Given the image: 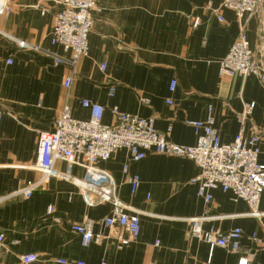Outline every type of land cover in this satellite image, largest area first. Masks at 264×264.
<instances>
[{
    "label": "crops",
    "instance_id": "obj_1",
    "mask_svg": "<svg viewBox=\"0 0 264 264\" xmlns=\"http://www.w3.org/2000/svg\"><path fill=\"white\" fill-rule=\"evenodd\" d=\"M7 3L12 12L0 17V196L42 181L43 175L31 168L38 160L40 135L53 131L65 107L77 120L90 119L85 100L105 109V125L115 123L116 107L153 118L169 142L186 147L197 143L186 121L209 116L223 144L232 143L242 127L246 138L260 132L259 163L264 165V87L254 76H222L219 66L242 31L264 65V10L240 20L222 7V0H99L88 56L79 60L73 75L67 64L71 53L50 42L59 6L53 0ZM72 75L67 88L65 79ZM248 103L255 107L244 120ZM98 167L112 176L127 212L140 216L137 241L119 248V238L128 234L104 225L112 204L89 205L77 187L51 177L30 199L16 197L0 205V264H23L20 257L28 254L37 255L34 264H238L247 256L249 264H264V250L252 240L264 241V196L259 217L249 215L245 201H234L220 189L206 203L192 183L199 167L170 155L151 152L136 162L128 151L117 150ZM55 170L80 178L85 174L65 161H57ZM128 176L140 178L135 194ZM195 218L205 219V231L240 229L241 251L212 250L193 238L189 220ZM88 220L101 238L85 247L73 226Z\"/></svg>",
    "mask_w": 264,
    "mask_h": 264
},
{
    "label": "built area",
    "instance_id": "obj_2",
    "mask_svg": "<svg viewBox=\"0 0 264 264\" xmlns=\"http://www.w3.org/2000/svg\"><path fill=\"white\" fill-rule=\"evenodd\" d=\"M53 1L59 6V12L50 34V42L51 45L59 46L71 53L67 64L74 75L79 60L88 56L89 35L95 23L94 13L101 10L99 0ZM222 7L233 11L238 19L243 20L264 10V0H222ZM10 12L12 7L7 0H0V17ZM198 25L199 20L196 19L194 27ZM19 46L23 48L26 44L20 42ZM35 49L40 50L37 47ZM7 63L11 65L13 60L8 59ZM219 66L222 76H254L264 87V65L257 61L245 31L241 32L229 53L219 61ZM105 69L106 65L103 64L101 70ZM73 75L65 79V87H70ZM176 86L177 82L172 81L171 92L175 91ZM113 92L112 89L111 96ZM144 103L148 101L144 100ZM83 107L90 110V119L77 120L72 117L69 107H65L53 131L40 135L38 160L31 168L43 175L42 181L56 177L74 185L89 205L112 204L113 213L104 220V225L108 228L123 229L128 234V238H119V248L139 239L141 222L140 216L128 213L127 207L117 198L115 183L110 173L98 167L99 163L108 161L117 150L128 151L132 160L136 162L145 159L151 152L189 159L200 169V174L192 183L198 185V195L206 203L212 201V192L220 189L225 193H231L234 201H245L251 209L249 215L254 217L263 215L259 210L260 201L264 196V165L259 163V155L262 152L259 148L260 132L246 138L242 127L232 143L223 144L214 119L209 116L205 121H186L187 125L194 128L197 137L195 146L186 147L169 142L156 130L153 118H140L120 112L114 107L112 113L116 117L115 123L105 125L103 123L105 109L102 106L85 100ZM254 107L253 103L245 104L244 120L251 115ZM57 161H65L83 168L84 176L80 178L56 171ZM127 170L125 166L124 172L127 173ZM42 181L28 183L8 195L0 196V205L16 197L30 199ZM127 183L130 185L131 193L135 194L139 188L140 178L128 176ZM49 210L53 211L52 208ZM189 221L191 236L207 243L212 250L220 247L233 253L241 251L240 229L222 234L218 231H205L204 218ZM93 223L88 220L73 226L85 247L100 241L101 236L93 231ZM252 240L264 250V241L256 236H253ZM3 241L4 236L0 235V252ZM20 260L23 264H34L37 255H22ZM250 260V256L243 257L238 264H249ZM58 262L68 264L65 260Z\"/></svg>",
    "mask_w": 264,
    "mask_h": 264
}]
</instances>
